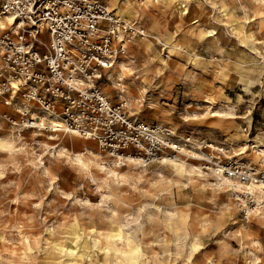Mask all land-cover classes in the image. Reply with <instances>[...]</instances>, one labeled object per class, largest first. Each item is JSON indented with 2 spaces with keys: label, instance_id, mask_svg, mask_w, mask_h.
Returning <instances> with one entry per match:
<instances>
[{
  "label": "rangeland",
  "instance_id": "obj_1",
  "mask_svg": "<svg viewBox=\"0 0 264 264\" xmlns=\"http://www.w3.org/2000/svg\"><path fill=\"white\" fill-rule=\"evenodd\" d=\"M102 1L145 32L103 91L179 148L117 165L97 141L48 126L19 148L1 117L18 114L0 101V139L13 143L0 146V264H264V221L243 217L212 163L264 160V0ZM95 152L102 168L73 160Z\"/></svg>",
  "mask_w": 264,
  "mask_h": 264
},
{
  "label": "built area",
  "instance_id": "obj_2",
  "mask_svg": "<svg viewBox=\"0 0 264 264\" xmlns=\"http://www.w3.org/2000/svg\"><path fill=\"white\" fill-rule=\"evenodd\" d=\"M4 15L15 23L0 26V101L18 115L1 117L19 148L28 143L26 131L47 129L37 126L40 116L60 119L63 133L97 141L117 165L137 158L146 166L179 148L169 127L133 119L101 87L128 44L144 36L141 25L120 18L102 0H0ZM213 159L241 185L228 190L245 219L264 207V163Z\"/></svg>",
  "mask_w": 264,
  "mask_h": 264
},
{
  "label": "bare ground",
  "instance_id": "obj_3",
  "mask_svg": "<svg viewBox=\"0 0 264 264\" xmlns=\"http://www.w3.org/2000/svg\"><path fill=\"white\" fill-rule=\"evenodd\" d=\"M123 14H124V12L122 10H119L118 16L120 18L123 17ZM14 23H15V18H13L11 15L0 16V26H2L4 28H9ZM116 62H117L118 71H119V69H121V71L123 72V71H126L128 69L126 63L123 60H121V59L118 60V61L116 60ZM107 76L109 77V79L111 77H113V75L111 73H109ZM117 77H120V73L117 74ZM113 82H115V81H113ZM37 126L38 127H42V128H47V126H48V127L51 128L52 131H59V130H63V128H64L63 122L60 119H58V118H56L54 116H40L39 121H37ZM71 134L75 135L74 133H71ZM12 144H13L12 140H11V138H10V136L8 134H6V136L3 139H0V146L3 147L5 151H11L12 150V146H13ZM255 150L257 151V154L260 156L259 158L264 157V149H259L258 148V149H255ZM100 158H101V153L95 152V153H92L90 156L87 155L86 157H81L80 155H77V156H75V158L73 160L76 163V165H78V167H80L81 169H83V170H85L87 172H91V168L92 167L93 168H98V167L102 168V165H100ZM131 159H135V160L140 161L137 158H131ZM260 160H262V159H260ZM129 161H131V160H129ZM263 163H264V160H262L261 164H256V165L262 166ZM213 169L216 171V174H218V176H219L218 179L221 181V184H224V183L228 184V183L231 182L229 184L230 187H232V188H240L241 185L239 183L228 179L223 173H221L220 170L217 169V167L213 166ZM110 173H111V175L114 178H117L118 176L121 177V173L116 171V170H110ZM251 189H254L255 191L257 189L258 190V194H259V190L260 189H259L258 185H256V186L252 185ZM256 217H257V220L264 221V207L257 211ZM114 235H113V237H115L118 240H122L124 238L123 237V233L121 232V230L119 228L116 230ZM111 247L115 251L118 250V248H116V247H113V246H111ZM107 248H110V247H107ZM134 251L135 250L132 249L128 245V243H126V250H121V252L123 254H126L130 259H133V252Z\"/></svg>",
  "mask_w": 264,
  "mask_h": 264
}]
</instances>
